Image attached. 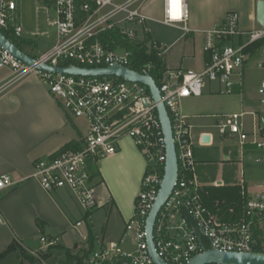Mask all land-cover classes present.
<instances>
[{"label":"built area","instance_id":"obj_1","mask_svg":"<svg viewBox=\"0 0 264 264\" xmlns=\"http://www.w3.org/2000/svg\"><path fill=\"white\" fill-rule=\"evenodd\" d=\"M43 1L52 3L56 12V43L33 56L36 63L32 65L0 46V68L12 71L10 77L0 81V95L16 81L36 75L68 115L84 117L88 121L89 132L80 149H61L36 159L29 177L36 179L49 192L68 190L80 208L90 215L105 205L99 189L102 181L93 167L102 159L115 156L122 140L131 139L146 161L134 213L125 226V235L132 236L135 246L126 249L119 242L102 244L94 251L90 263L124 261L128 264H156L148 249L146 224L158 197L167 155L157 103L149 87L116 75L74 76L39 68L41 63L86 68L117 64L152 76L156 68L153 61L134 67L126 48L121 46L122 53L99 39L103 31L119 29L124 37L133 42L140 40L139 43L146 44L148 52L156 49L162 57V47L147 36L150 32L146 25L149 16L143 10L147 0ZM175 2L179 5L178 18L173 0H164L163 22L182 25L187 30V0ZM17 10L18 0H0V30L21 37L23 26L17 22ZM204 34L206 64L203 70L165 67L158 75V81L155 80L161 102L171 119L178 158L174 188L153 226L155 249L168 264H187L205 249L256 252L258 245L264 249V241L259 243L256 237L258 231L264 233V181L254 189L244 182L239 184L244 206L238 219H225L219 202L215 204L216 209L206 205L200 196L202 186L197 176L193 126L181 109L184 98L203 94L209 82L218 83L219 91L225 94L234 93L237 87L243 86L245 64L251 58L253 46L260 42L264 45V25L258 23L254 28L243 29L239 12L232 10ZM257 93L260 113L264 117V81L258 86ZM244 115L245 112L225 114L218 125L221 134L237 137L243 147L250 141V134L243 128ZM258 130L264 131V118ZM251 141L258 149L264 150V140ZM247 157L254 158L252 155ZM254 161L261 163L263 158L257 155ZM18 183L19 180L11 175H0V201L4 192ZM3 222L0 210V223ZM79 225L81 222L77 223ZM40 240L47 247L57 242L45 235Z\"/></svg>","mask_w":264,"mask_h":264},{"label":"crops","instance_id":"obj_2","mask_svg":"<svg viewBox=\"0 0 264 264\" xmlns=\"http://www.w3.org/2000/svg\"><path fill=\"white\" fill-rule=\"evenodd\" d=\"M257 1L187 0L189 18L186 30L182 25L163 22L164 0H147L143 8L149 16L146 25L155 22L164 27L162 31L156 28V38L148 27L150 32L147 36L162 47L165 67L201 71L206 64L204 31L221 22L226 13L232 10L239 12L243 29L256 27ZM30 4L28 5L26 0H18L17 22L23 26L21 38L27 40L23 46L28 52L22 50L36 56L56 43V12L52 3L43 0H34V5ZM32 7L34 14L30 16ZM247 18L251 24L246 23ZM51 27L55 30H51ZM139 34L142 35L141 32ZM38 36L41 39H49H44L45 43L32 55V47L36 45ZM11 74L12 71L6 69L0 75V81ZM262 81L264 45L252 51L251 58L245 64L244 84L237 87L236 92L221 93L218 83L209 82L203 94L181 101L182 112L193 126L197 176L202 187L233 186L244 182L250 189H254L258 183L264 181V150L258 149L251 141L264 140V131L258 130L264 118L260 113L257 93ZM243 112V128L250 134V141L244 147L237 137L221 134L218 127L223 115ZM88 132V121L84 129L75 117L68 115L59 106L47 85L36 75L16 81L0 95V175L8 174L19 180L16 186L4 192L0 201L4 220L0 223V251L7 249L13 241L35 251L44 250L47 246L41 242L40 237L45 235L49 240L56 239V245L64 251L73 253L87 245L88 239L84 238L88 237L89 225L94 231L96 246L125 242V229L117 238H113L115 233L113 236L112 232L110 233V220L104 221L103 224L100 221V210L109 205H116L120 212L130 218L134 213L133 208L120 205L122 195L116 186L110 181L105 184L106 180L101 172L102 160L93 170L102 181L99 189L105 205L90 215L80 208L68 190L49 192L36 179L29 177L36 159L57 152L70 142H82ZM206 134L210 136V141L203 143L202 138ZM124 142V148L120 146L115 156L105 159L120 158L125 152L122 149L133 150L134 155L140 153L137 147L131 145L134 144L131 139L125 138L121 145ZM209 153H216L218 159L210 160ZM248 155L254 158L261 155L263 161L255 163L254 158L249 159ZM145 165L138 160L141 173L145 171ZM78 222H81V225L77 226ZM100 223L102 226H99ZM99 230L102 231L101 235ZM123 247L132 249L129 246ZM57 258V261H53L49 257L48 260L36 264L62 262V254L57 255Z\"/></svg>","mask_w":264,"mask_h":264},{"label":"water","instance_id":"obj_3","mask_svg":"<svg viewBox=\"0 0 264 264\" xmlns=\"http://www.w3.org/2000/svg\"><path fill=\"white\" fill-rule=\"evenodd\" d=\"M257 21L264 25V0L257 1ZM0 46L10 52L13 56L32 65L36 63V59L21 50L10 38H8L2 30H0ZM39 68L50 72L65 73L74 76H96V75H116L129 81H138L149 87L153 96L159 119L166 141V166L165 173L161 182L156 202L147 218V243L149 252L156 264H168L157 253L154 244L153 226L158 212L169 198L178 174V158L176 146L173 138L172 123L168 110L163 102H161L160 89L155 79L151 75L141 74L137 71L122 67L120 65H112L101 68H86L76 65L53 66L47 63L39 64ZM210 136L204 135L203 142L208 143ZM187 264H264V253L259 252H227L217 249H205L202 253L196 255Z\"/></svg>","mask_w":264,"mask_h":264},{"label":"rangeland","instance_id":"obj_4","mask_svg":"<svg viewBox=\"0 0 264 264\" xmlns=\"http://www.w3.org/2000/svg\"><path fill=\"white\" fill-rule=\"evenodd\" d=\"M30 2L32 5H34V0H26V3L28 5L30 4ZM33 14H34V9L32 7L31 13H29V15L32 16ZM246 23L251 24L249 18H247ZM157 26L158 24L155 22H152V23L150 22V24L148 25V27L151 29V32L154 38H156L155 36H157L156 31H155L156 28L159 31H162L164 28L163 26H158V27ZM51 30H55V28L51 27ZM7 33L10 34L9 32ZM44 39H49V37H45L42 39L39 36L37 37L36 45L32 47V49L34 50V51H31L32 55H35V53L37 52V48H40L43 45V43H45L44 41L46 40ZM139 41L140 40L137 39V42L134 41V43H139ZM140 44L143 45L144 43H140ZM21 48L28 52V50L23 45H21ZM115 49H117L118 51L122 53L124 52L121 46H118ZM5 71H6V68H0V75L3 74ZM76 120L82 125L84 129L85 127H87V120L84 117H80L78 119L76 118ZM131 145L133 147H137L135 144L131 143ZM121 146L122 148H124L126 146V142H124ZM137 149L139 150L138 147ZM122 150H124L125 152L118 159H114V160L102 159L101 172L103 173L104 178L106 180L105 184H107L110 181V183L115 185L117 190L121 192L122 201L120 200V203H121L120 205L126 208H133V211H134L135 201L140 191L141 181H142V177L144 173V170H143V173H141L139 169L138 160L142 161L143 165H145L146 161L141 152H140L141 154L138 153L141 158L140 160L138 154L134 155L135 152L133 150H128V149H122ZM208 157L210 160L218 159L216 153H209ZM136 184L137 186L135 187ZM99 215L101 216L100 221L102 224L104 221L107 222L108 220H110V225H109V227H111L110 233L112 232V236H113V233H115L113 238H117L118 234L119 235L122 234L123 230L125 229L124 226H126V223L130 220V217L125 215L124 212H120V210L116 207V205H114L113 207L112 205H109L101 209ZM101 223L99 226H102ZM99 234L100 235L102 234L101 230H99ZM109 235L111 236V234ZM125 237H126L125 242L122 243V245L129 246L130 248L133 249L135 245H134V240L132 236L126 235ZM17 244H18V247L16 249L8 252L3 258H0V264H36V263L31 262V257H34V256L38 257V255L41 252L43 251L46 252L49 248V247H46L44 250L35 251V250L29 249L27 247L20 245L19 242H17ZM99 247L100 246H95V249L92 251L91 255L85 260V264H92L90 263V258L91 256H93L94 251L98 250ZM76 253H78L77 250L73 252L72 254H76ZM61 254H62V258H61L62 262H58L57 264H78V259H74L71 262H67V255L64 249H62L60 246L56 244L51 251L50 258H52L53 261H57L58 260L57 255H61ZM42 264H54V263L48 262V263H42ZM99 264H103V263H99Z\"/></svg>","mask_w":264,"mask_h":264},{"label":"trees","instance_id":"obj_5","mask_svg":"<svg viewBox=\"0 0 264 264\" xmlns=\"http://www.w3.org/2000/svg\"><path fill=\"white\" fill-rule=\"evenodd\" d=\"M4 34L10 38L21 50V45L27 42L26 39L21 37H16L12 34H8L6 31H3ZM99 39L111 48H116L122 46L126 48L131 54L132 65L138 67L140 64L153 61L156 64V68L152 71V76L156 81H158V75L165 68L162 57H160L156 49L148 52V48L145 44L134 43L130 39L124 37L119 29H109L103 31L99 34ZM262 42L257 43L253 46V51L256 47H259ZM82 147L81 142H70L66 144L62 149H80ZM200 196L202 201L211 208L216 209V202H219L221 207V214L225 219L234 218L238 219L242 215L243 206H244V196L241 192L240 185L233 186H206L200 189ZM230 208L233 211H230ZM38 224L41 225V222L38 221ZM264 235L263 231H258L256 237L258 242L261 243L264 241L262 237ZM95 234L92 227L89 225V233L87 245L78 250V253L72 254L69 250H66L67 262H71L74 259H78V264H85V260L91 255L92 251L95 249ZM18 244L16 241H13L9 247L3 251H0V258H3L8 252L16 249ZM54 248V245L49 246L46 252H41L38 257H31V262L39 263L43 260H48L51 256V251ZM255 251L263 253L264 249L261 245L255 247ZM103 264H128L124 261H115V262H103Z\"/></svg>","mask_w":264,"mask_h":264},{"label":"snow or ice","instance_id":"obj_6","mask_svg":"<svg viewBox=\"0 0 264 264\" xmlns=\"http://www.w3.org/2000/svg\"><path fill=\"white\" fill-rule=\"evenodd\" d=\"M173 7H174V9L176 10V12H175V16H176V18H178V9H179V5H178V3L175 2V0H173Z\"/></svg>","mask_w":264,"mask_h":264}]
</instances>
